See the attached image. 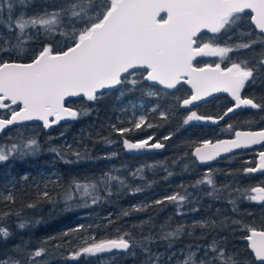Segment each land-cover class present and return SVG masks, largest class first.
Wrapping results in <instances>:
<instances>
[{"label": "snow or ice", "instance_id": "snow-or-ice-1", "mask_svg": "<svg viewBox=\"0 0 264 264\" xmlns=\"http://www.w3.org/2000/svg\"><path fill=\"white\" fill-rule=\"evenodd\" d=\"M35 5L36 0H0V14L6 17L0 18V27L11 37L0 33V55L10 57L0 58V132L29 121H40L48 129L61 121L77 120L87 116L89 110L68 106V98L83 96L96 101L107 91L125 86L134 90L142 83L149 84L144 95H172L173 104L165 108L156 103L139 115L136 109L144 105L133 104L127 127L119 120L121 126L109 125V135L120 137L123 149L129 153L164 149L167 141L194 122L218 126L238 109L264 112V102H258L254 95L242 94L247 87L264 82V0H41L38 8ZM28 8L35 10L29 14L25 11ZM40 37L39 47L29 49L28 45ZM185 85L186 98L174 95ZM217 93H228L233 101L222 115H201L192 110ZM174 108L187 113L181 128L162 138L154 132L145 138H127L162 126L152 123L149 113H158L161 120L167 121ZM257 122L249 118L245 128L225 123L219 132L230 138H201L188 143L185 146L190 152L172 163L180 164L190 157L194 163L205 165L224 154L234 158L235 150L255 145L264 148V127H252ZM101 139L108 145L116 143L107 136ZM65 147L67 151L49 150L66 165L93 159L86 150ZM40 150L38 139L18 135L11 143L0 144V163L35 156ZM68 153L72 158H66ZM117 155L112 152L96 159L111 160ZM256 157L254 166L242 169L243 175H264V150L258 151ZM157 167L166 172L164 179L173 175L162 162L123 169L127 176L122 169L109 168L99 175L72 178L59 199L52 195L55 186L61 184L57 176L37 184L36 188L43 190L37 192L34 202L23 207L36 209L48 204L55 208L59 204L64 212H71L108 202L114 195H135L153 186L155 181L148 180L145 171ZM189 167L183 164L185 171ZM214 177L215 171L209 167L191 185L181 184L180 190L171 194L131 205L115 219L109 212L102 223L78 224L48 237L43 244L57 251L63 249L67 260L96 259L100 264H114L118 256L136 257L138 253L143 257L141 264H264V227L239 219L217 216L173 225L171 216L156 224L154 216L149 215L127 226L120 223L123 218L150 209L163 211L168 205L174 207L177 216L198 213L200 209L192 205L202 196L228 198L233 212L242 200L264 206V180L241 188L235 181L220 185ZM23 179L26 181L27 176ZM129 180H139L141 185L130 184ZM0 203L15 204L16 196L13 192L0 193ZM22 211L23 208L0 211V242H7L13 235L10 217L17 218L16 228L30 227L32 221L23 218ZM197 229L202 236L205 232L218 235L225 230L233 234L239 231L248 255L240 258L238 252L229 251L225 236H214L204 246L191 243L177 247L183 238L195 236ZM49 251L45 246L28 250L26 245L17 244L11 254L0 256V264H39Z\"/></svg>", "mask_w": 264, "mask_h": 264}, {"label": "rangeland", "instance_id": "rangeland-1", "mask_svg": "<svg viewBox=\"0 0 264 264\" xmlns=\"http://www.w3.org/2000/svg\"><path fill=\"white\" fill-rule=\"evenodd\" d=\"M34 10V8L25 9V11H27L29 14H31ZM0 18L6 17H2V14H0ZM0 33H3V36L5 35V29L3 27H0ZM5 38L7 37L5 36ZM9 38L11 37L9 36ZM41 38L42 37L37 38L36 40H39ZM0 43H2V41H0ZM257 51H259V49H257ZM261 85L264 86V82H258L255 85L247 87L242 94L248 96L254 95V97L258 99V102H264V94L260 90ZM222 95L223 94H218L212 99L207 100L208 102L216 99L215 101L217 105L221 107L220 112L218 114H212L215 109H206V107L199 108L198 105L204 104L206 102L198 103L192 108V110L197 111L198 114L201 115H222L228 107L232 106L230 103L232 101V98L227 95L229 97L228 101ZM123 96V92L119 91V97L116 98L117 100H114L113 105L109 106L110 112L108 114H105V112L103 111L104 113L99 115V110H103V107L110 103L109 101L100 99V101L97 102V100L88 101L87 98H78L77 102H72L69 100L67 105L76 108L88 109L89 114L87 116H82L77 120L60 122L59 124L53 125L50 129H45L43 128L42 124H40L33 127L13 126L11 128H8L7 130H4L0 134V138H3L5 141H7L8 144L17 139L18 135L34 138L42 135V140H40V152L35 156H29L28 161L27 157H25L15 158L11 159L8 162H4L13 165L12 163H15L16 159H18L22 163V170L30 171L31 173L29 175H27V173H24V176H27L26 181L23 179L24 176L18 178V176H11L12 174L8 173L3 177H7L9 182L6 183L7 186L1 183V189L4 190V193L13 192L14 194L15 190L18 187L29 185L33 186L35 188L34 193H37L38 191L43 190L42 187L40 189H37V184L43 185V183L47 180H55L57 176H59L61 179V184L60 186H55V190L52 191V195L59 199L60 195L63 193L64 189L67 187L68 183L71 181L72 178L90 175L82 174L81 176H77L78 172H85L97 166L100 167L102 171L96 173V175H99L103 171H107L109 168H117L122 169V174L127 176V171H123V169L134 170L135 168H138L143 165L162 162L167 166L169 171L173 172V175L168 177L167 179H164V177L166 176V172L162 168L157 167L156 169H146V178L150 181H155L151 188L145 189L143 192L135 195H129L127 193L123 195H114L112 199L108 202H105V204L101 203L91 208H75L71 212H64L62 206H60L59 204L55 208L48 204H42L41 207L36 209H28L26 207H23L28 203L34 202L35 199L34 201L19 202L17 206L11 208V210L16 211L23 208V218L32 221V223L30 227L23 230L19 229L18 232L16 231L13 234V240L10 244L12 248L17 244L26 245L28 250L35 249L40 246L49 247V254L46 257L42 258L39 261V264H100V261L96 259L85 260L84 258H81L80 261L67 260L64 258L67 256V252H65L63 249H61L60 251L52 249L51 245H44L43 242L48 237L58 236L63 231L69 228H73L81 223L85 225H95L97 223H102L103 219L108 215H105V212L109 208L111 209L112 214L115 211V213L119 215L121 210L128 209L131 205L138 204L142 201L150 202L152 200L159 199L166 194H171L173 191L180 190L178 188L179 185H191L196 179L201 178L202 174L207 171L209 167H211L215 171L214 178L220 185L225 182L235 181L241 188H243L249 185H255V183L258 182L257 180H251L248 178V176H253V174L248 176L242 174V169L244 167L252 166L254 162L253 158L248 159L245 156L246 160L242 161V159H244V156L239 157L236 155L234 157L235 159H231L233 155H229L211 163L201 165L198 163H194L189 157L182 161L180 164H173L172 162L174 160H176L178 157L183 156L184 154L181 155L177 153L174 155L173 153H169V151L175 150L174 144H177V136H181L183 134H194L196 136L201 135L204 136V138L213 139V141H215V139L217 138H229L230 136L219 132V129L224 127L225 123H231L239 128H245V126H240L238 121V119L243 116V112H249L248 115H250L251 112L259 118L264 117V112L246 108L238 109L234 113L229 114V116L225 118V121H221L220 125L218 126L209 123L194 122L193 124L187 126L186 130H181L175 136H173L171 140L167 141L166 147L164 149L153 150L149 152L129 153L123 149V146L120 143V137L116 136L115 134H112L111 136L109 135L111 133V128L109 127V125L117 123V126H121L120 124H118L119 120L124 121V124L122 126L127 127V120L130 119L132 116L133 104L144 105L143 109H136V113L137 115H139L141 111H147L156 103L152 104L151 102L142 100L126 101L124 100ZM180 97L186 98V96ZM173 112L174 114H169L167 121L161 120L158 116V113L154 112L155 114H152V117L154 116V124L162 125L161 127L148 130L147 133H136L135 136L129 134L130 137L127 138H145L147 134L153 132L155 133L157 138H162L163 136L167 135L170 131H174L177 128H181L182 121L187 115V113L179 108H174ZM254 124L252 125L253 130L258 129V126H254ZM105 136L115 140L116 143H113L111 145L105 144L101 139V137ZM0 144L2 143L0 142ZM66 145H72L75 150H79L81 152H84L86 150L88 155H90L93 159L82 162L78 165L64 164L61 160L58 159L56 154L51 152L49 149L57 148L67 151L65 147ZM112 152H117L118 155L116 157H113L111 160L96 159L97 157H102ZM122 153L128 154L136 158L135 160H129L128 168H126L123 164L124 159ZM236 153H234V155ZM66 158H72L71 153H68ZM30 159L33 160L31 163ZM236 162L238 166H236V168L238 171H236L234 176L226 175V171L231 169V167L234 166ZM238 162H241V164H238ZM184 163H188L190 165L187 171L183 169ZM2 164L3 163H0V166ZM216 174L220 175V177ZM129 183L134 185H141V181L139 180H129ZM49 187L53 188L54 186L49 185ZM202 189L206 190V186H202ZM189 190L191 191V189ZM137 197L139 198V201H136L137 199L133 200V198ZM227 201L228 198L214 200L211 197L202 196V198L198 202H195L192 205L193 207H197L200 209L198 213H188L183 217L177 216L175 215L174 207L172 205H168L163 211L150 209L147 213H137L131 217H126L124 218L127 223L125 224V226L135 223L139 220L146 219L149 215L154 216V223L156 224L163 223L167 219V217L171 216L173 225L184 221L191 223L193 220H199L201 218H216L217 216L221 218L227 216L231 219H239L246 224H252L253 222L262 220L260 216H253L251 217V220L246 217V213L248 212V210L250 211L254 209L256 211L258 209L262 213V205L242 200L238 203L237 211L233 212L232 206ZM46 215L50 217H48V220H46L45 222ZM58 215L69 216V221L64 220L63 222H60V220H58ZM36 221L39 222L37 223ZM43 229L44 231L42 232V234H40L39 231ZM236 233L235 235H237L239 237V240L242 241L240 239L241 233L239 231H237ZM214 236H217V238H219V236L226 237V230L219 232L218 235L216 232H205L202 236V231L197 229L195 236L183 238L179 242L177 247H181L183 245L191 243H198L204 246L207 245ZM229 237H231V241L230 243H226V246L229 251H233L231 242L233 241L232 239L234 237V234L229 235ZM10 250L11 249L7 251L9 254H11ZM160 250L161 252L164 251L162 247ZM247 255V252H245V254L243 255L239 254L240 258H244ZM106 259L109 258L106 257ZM142 259L143 257L139 253L136 257L118 256L114 264H141Z\"/></svg>", "mask_w": 264, "mask_h": 264}, {"label": "trees", "instance_id": "trees-1", "mask_svg": "<svg viewBox=\"0 0 264 264\" xmlns=\"http://www.w3.org/2000/svg\"><path fill=\"white\" fill-rule=\"evenodd\" d=\"M40 2H41V0H36V5H35L36 8L39 7ZM5 36L7 38H9V36H10V34L6 30H5L4 37ZM41 39L36 40L35 43L29 44L28 48L29 49L38 48L39 45H40ZM0 58L9 59L10 57L0 55ZM12 58H14V57H12ZM27 58H28L27 56L24 57L25 60H27ZM148 88H149V84L148 83H142V84L138 85L134 90H128V86H125L124 88H117V89L105 92V94L101 98H99L97 100V102H99L100 99H103V100L109 101L110 103H108L107 105L105 104L106 106L103 107V110H99V115H101L104 112H105V114H108L110 112L109 106L113 105L114 100L117 97H119V91L123 92V95H124L123 98L126 101L142 100V101L151 102L152 104L160 103L165 108H168L170 105L173 104V96L172 95H163L160 98L148 97V96L144 95V90H147ZM154 90L155 91H159V88H156ZM260 90L264 94V86L261 85ZM257 91H259V90H257ZM187 94H188V86H186V85L184 87H182L178 92L174 93V95H176V96H183V97L187 96ZM222 96L225 97L229 101V97L227 95L223 94ZM83 98H86V97H79V99H83ZM77 99L78 98H72L70 101L77 102ZM166 99H168V100H166ZM215 100L216 99L208 101V102H206L204 104H200L198 106H199V108H205L206 107V109H215L212 114H218L220 112L221 107L219 105H217ZM230 103L232 105L233 102L231 101ZM227 106H228V104H227ZM99 107H100V105H99ZM152 114H155V113L154 112L153 113H149V119H150V121L152 123H154L155 122V121H153L154 120V116L152 117ZM248 114H249V112H243V116L238 119L240 126H245V124H244L245 121H247L249 118H254L255 121H258L257 123L254 124V126L256 125V126H258V128L259 127H264V120H261L259 117H257L255 114H253L251 112H250V115H248ZM248 116H250V117H248ZM155 119H157V118H155ZM175 121H176V119H175ZM36 125H40V123H36V124L35 123H33V124L28 123V124H24L23 126L33 127V126H36ZM149 130H151V129H149ZM128 137H130V135H128ZM201 138H204V136H201V135L196 136L194 134L193 135H191V134H187V135L183 134L181 136H177V144H174L175 145V148H174L175 150H170L169 153H173L174 155L177 154V153L183 155L186 151L190 152V148L186 147L185 145L188 144V143H191L193 141H198ZM36 139H38L39 143L41 144L40 140H42V135H40L39 137H36ZM0 142L2 144H6L7 143V141H5L3 138H0ZM258 151H260V150L259 149H255V148L250 149V150H244V151L237 152L234 155V157L236 155L239 156V157H243L244 156V159H242V161H245L246 158H248V159L253 158L254 161H255L257 159L256 153ZM245 156H246V158H245ZM123 159H124V163H123L124 166L126 168H128L129 160H135L136 158H134V157H132V156H130L128 154H123ZM231 159H235V158H233V156H232ZM27 161H28V157H27ZM32 161L33 160L30 159V163ZM12 164L13 165H11L10 163H3L0 166V184L2 183L3 185L5 184L7 186L6 183H8L9 180H8L7 177L4 178L3 176L7 175L8 173H11L12 174L11 176H18V178L23 177L24 173H27V175H29L31 173L30 171L22 170V163L18 159H16L15 163H12ZM238 164H241V162H238ZM236 166H237V162L235 163L234 166L231 167V169L226 171V173L227 172H232L233 176H234L236 171H238ZM252 166H254V163L252 164ZM100 171H102V169L97 166V167H93L92 169H90L88 171H85V172H78L77 176H81L82 174L93 175V174L99 173ZM216 175H218V174H216ZM218 176L220 177V175H218ZM248 178L251 179V180H257L259 182L261 180H264V175H261L260 173H256V174H253V176H248ZM258 182H256V183H258ZM3 185H2V188H3ZM34 189L35 188L33 186H29V185H25L23 187H18L15 190V193H14V195L16 196V203L8 205V206H5L3 203H0V211H8L9 209H11L13 207H16L19 202L34 201V199H35V197L37 195V193H34ZM3 191L4 190H2L1 187H0V193H4ZM134 199H137L136 201H139L138 197L137 198H133V200ZM109 212H111L110 208L105 212V215H107ZM249 213L251 215H249ZM117 216H118V214H116L115 211H114L113 219H115ZM253 216H260L262 218V220H258L257 222H253L252 225L257 227V228L264 227V206H263V209H262V213L258 209L256 211L254 209L250 210V211L248 210V212L246 213V217L249 220H251V217H253ZM48 217H50V216L46 215L45 222H46V220H48ZM58 217H59L58 220H60V222H63L64 220L69 221L68 220L69 216H60V215H58ZM16 222H17V218L15 216L10 217L9 220H8V224L10 225V227H11V229L13 231V234L16 231L18 232V230H19L18 228L15 227ZM120 223L124 224V225L127 224L124 218L120 221ZM43 231H44V229L39 231V233L42 234ZM109 231L111 232L112 230L109 229ZM228 231L229 230H226V237H228L226 243H230L231 237H229V235L233 234L231 231H229V232ZM12 240L13 239L11 237L7 242H0V256H3L9 249H12V247L10 245ZM232 240L233 241L231 242V244H232V247H233L232 248L233 251H238L239 254H241V255H243V254H245V252H247L246 251L247 244H246L245 241H240L239 237L237 235H235V234H234V237H233Z\"/></svg>", "mask_w": 264, "mask_h": 264}, {"label": "water", "instance_id": "water-1", "mask_svg": "<svg viewBox=\"0 0 264 264\" xmlns=\"http://www.w3.org/2000/svg\"><path fill=\"white\" fill-rule=\"evenodd\" d=\"M161 15H163V13L161 14ZM218 94H226V95H228L230 98H231V96L228 94V93H217V94H214V96L213 97H215L216 95H218ZM79 97H83V96H79ZM79 97H71V98H68L67 100H66V104L68 103V101L69 100H71L72 98H79ZM213 97H210V98H208V100L209 99H212ZM61 122H63V121H61ZM28 123H31V124H33V123H40V124H42V122H40V121H29V122H25L24 124H28ZM11 127H13V126H9L8 128H11ZM8 128H6L5 130H7ZM48 129H50V128H48ZM256 130V129H255ZM2 132H0V134H1ZM230 138V137H229ZM253 148H255V149H259L260 151L261 150H264V148H261L259 145H255V146H252L251 148H249V149H241V150H235V153L236 152H240V151H244V150H250V149H253ZM140 153V152H139ZM229 155H231V154H224V156L222 157V158H224V157H226V156H229ZM218 159H221V158H218ZM217 159V160H218ZM211 162H213V161H211ZM211 162H208V163H211Z\"/></svg>", "mask_w": 264, "mask_h": 264}]
</instances>
